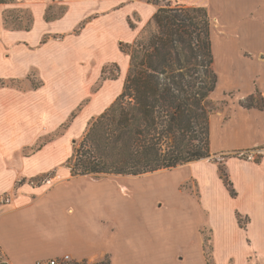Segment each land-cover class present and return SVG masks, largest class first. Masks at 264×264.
<instances>
[{"label": "crops", "instance_id": "1", "mask_svg": "<svg viewBox=\"0 0 264 264\" xmlns=\"http://www.w3.org/2000/svg\"><path fill=\"white\" fill-rule=\"evenodd\" d=\"M197 5L205 7L210 17L212 66L217 76L213 93L217 97L237 95L235 104L230 102L210 116V152H263L259 161L235 157L226 162L236 193L230 197L237 209L250 217L243 231L251 242L259 231L257 228L252 234L254 227L260 224L264 233V0H198ZM9 6L0 0V58L6 57V61H0V79H22L32 71L41 76L42 69H64L59 65L63 50L52 48L57 44L52 34L63 32L67 16L46 20V3H38L31 7L30 29L6 30L2 15ZM126 14L113 15L99 27H90L88 41L103 53L109 41L124 38L133 42L135 31L125 26ZM50 35L52 41L45 38ZM111 54V61L123 58L120 51L111 50ZM49 61L56 63L49 66ZM120 67L127 69V59H122ZM125 75L122 70L116 79L105 80L80 110L76 122L100 115L122 91ZM2 90L18 99L4 102ZM250 95L260 97L262 108L240 105ZM31 96L16 88L0 87V136L13 142L0 145V195L15 185L17 176L9 173L13 171L8 168L11 157L6 155L16 153V139L24 136ZM45 150L19 164L28 177L51 167L47 157L51 151ZM51 153L58 155L59 150ZM67 168L68 178L56 177L54 183L47 181L39 186L24 182L6 201L0 200V260L5 264H40L68 255L75 263L97 262L109 256L111 264H158L154 247L148 252L143 237L138 235L145 221H152L153 226L159 221L146 220L141 197L119 193L109 181L85 179L86 183L76 189L75 180L83 176H72ZM226 204L230 210L232 203ZM219 205L214 206V212ZM139 238L141 245L127 243L130 239L139 242Z\"/></svg>", "mask_w": 264, "mask_h": 264}, {"label": "rangeland", "instance_id": "2", "mask_svg": "<svg viewBox=\"0 0 264 264\" xmlns=\"http://www.w3.org/2000/svg\"><path fill=\"white\" fill-rule=\"evenodd\" d=\"M1 1L11 5L2 15L6 30L30 29L33 18L31 7L38 3H46V20L67 16L63 32L52 34L57 43L52 48L63 50L59 65L64 69H42L41 76L32 71L22 79H0V87L16 88L32 95V109L27 115L24 136L16 139V153L6 155L11 157L8 168L13 171L9 173L14 172L17 176L14 189L0 195V200L6 201L24 182L39 186L47 181L48 184L54 183L56 177H69L67 160L99 114L78 123L75 118L105 80H111L110 77L117 76L122 70L126 75L129 73L128 46L132 41L127 42L124 38L109 41L103 53L102 49L88 41L90 27H99L111 16L127 13L123 17L124 24L135 31L136 38L144 33L153 13L160 6H198V0ZM18 2L24 4L18 5ZM52 37L45 38L52 41ZM111 50L120 51L123 58L119 62L111 61ZM122 59H127V69H121ZM0 61H6V57L2 55ZM52 63L56 62L49 61V66ZM104 66L107 68L103 77L107 79L102 77L101 68ZM219 96L212 93L206 103L213 115L224 110L228 103L237 102L235 93ZM17 97L2 90V99L6 103L17 100ZM259 98L256 96L254 102H259ZM3 144L11 145L13 142L9 143L0 136V145ZM46 148L51 152L59 150V154L48 153L51 167L28 177L19 167L21 161L34 157L40 151H48ZM262 154V149L256 152H214L211 149L208 157L174 168L140 175L89 174L75 180L73 187H82L85 179L109 181L119 193L140 196L146 220L159 219L154 226L150 224L152 221H145L144 228L138 233L143 237L148 252L154 247L155 256L159 257L158 264H264V233L257 224L250 232L253 234L257 228L259 231L254 233L255 240L250 242L243 231L250 217L239 211L230 197L232 182L226 163L235 157H251L259 161ZM57 156L56 160L50 159ZM226 201L232 203L230 210ZM218 202L221 205L214 212ZM221 222L224 223L223 227L220 226ZM138 241L130 239L127 243L141 245L140 238ZM1 260L0 264H5ZM73 262L69 258L64 264ZM93 263L95 261L87 260V264Z\"/></svg>", "mask_w": 264, "mask_h": 264}, {"label": "trees", "instance_id": "3", "mask_svg": "<svg viewBox=\"0 0 264 264\" xmlns=\"http://www.w3.org/2000/svg\"><path fill=\"white\" fill-rule=\"evenodd\" d=\"M128 53L122 91L93 120L67 160L72 176L140 175L210 155L212 112L206 103L217 76L207 9L160 6ZM254 99L250 95L240 105L262 108V100ZM235 194L231 189L230 195ZM93 264L111 261L106 256Z\"/></svg>", "mask_w": 264, "mask_h": 264}, {"label": "built area", "instance_id": "4", "mask_svg": "<svg viewBox=\"0 0 264 264\" xmlns=\"http://www.w3.org/2000/svg\"><path fill=\"white\" fill-rule=\"evenodd\" d=\"M69 259V256L68 255H64L63 257L61 258H50L48 259L47 261L45 262H42L40 264H64L66 262V260Z\"/></svg>", "mask_w": 264, "mask_h": 264}]
</instances>
